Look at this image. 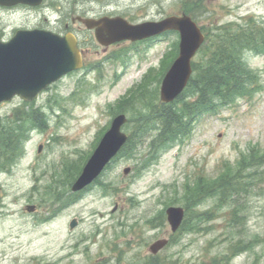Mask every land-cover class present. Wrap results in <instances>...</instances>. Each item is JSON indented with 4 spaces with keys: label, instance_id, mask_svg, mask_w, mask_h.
<instances>
[{
    "label": "rangeland",
    "instance_id": "obj_1",
    "mask_svg": "<svg viewBox=\"0 0 264 264\" xmlns=\"http://www.w3.org/2000/svg\"><path fill=\"white\" fill-rule=\"evenodd\" d=\"M183 1L45 0L41 11L10 19L9 31L22 25L64 27L59 22L70 13L94 18L123 16L132 23L160 21L181 15ZM190 1L202 2L205 13L197 21L206 28L212 23L240 22L246 16L264 21V0ZM75 29L85 43L88 60L101 63L103 69L86 75L90 81L77 72L50 86L35 102L24 104L15 98L0 110L2 122H11L13 128L17 127L10 118L19 112L36 114L47 125L44 130L32 129L25 151L15 145L16 165L9 172L0 171V264L152 262L148 248L170 233L165 211L172 205L183 206L185 186L200 178L211 183L220 174L238 171L242 160L245 168L240 171L248 188L238 194V202L227 203L218 194L196 202L191 215L206 213V218L189 219L198 228L177 234L155 259L160 264H264L263 245L254 250L256 254L226 257L235 242L242 246L264 240V164L249 168L250 151L257 149L261 157L264 150V90L219 114L203 116L184 142L158 146L162 125L146 121L145 116L150 107L162 106L161 80H155L156 73L151 72L145 89L144 85L133 88L150 68L163 67L162 57L175 52L179 36L168 34L143 44L122 42L105 49L93 32ZM245 58L261 73L264 83V56L250 52ZM119 113L129 119L122 131L131 141L101 176L107 189L94 185L57 215L54 204L63 203L71 194L70 177L86 163ZM127 168L131 170L126 175ZM59 193L65 197L57 202ZM28 205L35 206V212H27ZM74 217L80 224L71 231ZM235 218L238 225L232 222Z\"/></svg>",
    "mask_w": 264,
    "mask_h": 264
},
{
    "label": "trees",
    "instance_id": "obj_2",
    "mask_svg": "<svg viewBox=\"0 0 264 264\" xmlns=\"http://www.w3.org/2000/svg\"><path fill=\"white\" fill-rule=\"evenodd\" d=\"M203 9L202 2L184 0L182 14H187L197 20L205 13ZM202 29L207 39L200 51L199 61L193 63L194 75L187 89L174 103L163 104L160 109L153 106L149 108L150 113L145 116L146 121L150 120L162 125L158 146L171 147L178 141L184 142L191 136L198 119L203 114H219L241 100L254 98L264 90L261 73L253 69L245 58L250 52L264 55V21L261 22V19L254 16H246L240 19V22H230L224 25L212 23L211 27H202ZM171 53L166 55L165 60L168 65L164 67L163 72H160L162 76L176 59L178 45L175 52ZM120 109L123 112V109ZM26 116V114H16L10 119L15 124L20 117ZM1 121L0 119V171H10L15 164V155H17L14 146L23 147L28 139L27 126L21 130L19 135H16L11 122ZM45 127L46 122L42 119L40 128ZM261 151H263L261 157H257L256 154L259 153L257 149L250 151L249 168L264 164V150L261 149ZM244 165L245 161L242 160L239 164L240 170L245 168ZM240 170L220 174L211 183L200 178L194 185L185 186L183 206L187 210V216L183 223V230L198 228V225L189 223V219L206 218V213L195 212L193 216L191 215L196 202H201L215 194L222 196L223 201L226 199L227 203L234 199L236 203L238 202L240 196L238 194L242 195V192H246L248 188ZM77 174L70 177V184L76 179ZM100 185L103 189L108 187L103 182ZM74 201L75 199H71L72 203ZM232 222L235 225L239 224L236 218ZM261 243H264V240L255 239L253 242H248L245 250L251 251L255 245Z\"/></svg>",
    "mask_w": 264,
    "mask_h": 264
},
{
    "label": "water",
    "instance_id": "obj_3",
    "mask_svg": "<svg viewBox=\"0 0 264 264\" xmlns=\"http://www.w3.org/2000/svg\"><path fill=\"white\" fill-rule=\"evenodd\" d=\"M43 2L44 0H0V5L24 4L36 7ZM83 22L88 29H95L96 38L103 46L125 40L142 41L170 31L178 32L179 55L161 85L160 97L164 103L176 100L186 88L193 73L192 60L205 41L200 27L185 14L139 24H131L123 17L85 19ZM81 56L77 40L71 34L61 37L46 31L17 32L9 43H0V108L2 103L11 101L16 96L26 102L34 101L49 85L70 72L81 69ZM127 121L125 114L114 118L110 130L74 183L73 192L83 190L98 179L123 148L128 136L122 132V127ZM130 170L127 168L125 174H129ZM34 210V206L27 207L28 212ZM166 213L172 232H177L185 218V209L169 207ZM77 225V220H73L70 229L73 231ZM167 245V239L158 240L149 247V252L157 255Z\"/></svg>",
    "mask_w": 264,
    "mask_h": 264
},
{
    "label": "flooded vegetation",
    "instance_id": "obj_4",
    "mask_svg": "<svg viewBox=\"0 0 264 264\" xmlns=\"http://www.w3.org/2000/svg\"><path fill=\"white\" fill-rule=\"evenodd\" d=\"M40 10L42 8H34V7H30V6H25V5H16L13 7H4V6H0V40L3 43H7L9 42L13 36L15 35V33L18 30H45V31H51L54 32L56 34L59 35H66L68 33H73L75 35H77V30L75 29L77 27L78 30L83 29V24L82 21H80L82 19L87 18L88 16H83V15H70L67 14L64 18H62V20L59 22L61 25H64V27H58V28H54V29H50L48 27H45L43 25H35V26H17L15 29H12L11 31H9V27H10V19H12L13 17L17 16V15H32L33 12H36L37 10ZM70 16V17H68ZM94 18V17H93ZM45 22L48 23V20L45 18ZM92 32V31H91ZM78 37V35L76 36ZM78 42H79V46L82 52V57L84 60V69H83V78L86 77V75H88L90 72L87 71V69H93L95 67V65L89 66L90 65V61L88 60L89 55L87 54L86 50L83 48V42H80V38H77ZM141 43H147V41H143ZM112 47V46H111ZM111 47H109L108 49H110ZM76 73V72H74ZM74 73H72V75H74ZM85 73V74H84ZM55 207L57 209L61 208L62 206H57L55 205ZM168 236L169 240L172 239L173 236L170 235L169 231H167L166 235Z\"/></svg>",
    "mask_w": 264,
    "mask_h": 264
}]
</instances>
